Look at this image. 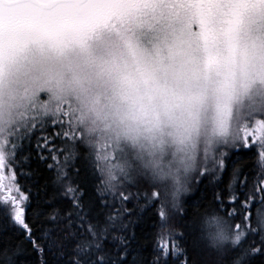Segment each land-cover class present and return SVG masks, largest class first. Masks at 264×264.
Returning a JSON list of instances; mask_svg holds the SVG:
<instances>
[{"label":"snow or ice","instance_id":"6c2138e0","mask_svg":"<svg viewBox=\"0 0 264 264\" xmlns=\"http://www.w3.org/2000/svg\"><path fill=\"white\" fill-rule=\"evenodd\" d=\"M0 264H264V0H0Z\"/></svg>","mask_w":264,"mask_h":264},{"label":"trees","instance_id":"16d2710c","mask_svg":"<svg viewBox=\"0 0 264 264\" xmlns=\"http://www.w3.org/2000/svg\"><path fill=\"white\" fill-rule=\"evenodd\" d=\"M258 148L255 152H253L250 148H246L243 150L237 149L235 150V153L233 155V158L241 157V164L247 171L250 168L258 167L257 159H258ZM102 163V161H101ZM190 192L186 194H182L179 203L183 206H187L192 202V196L197 195L195 185H191ZM137 233L140 234V229L137 227L136 229Z\"/></svg>","mask_w":264,"mask_h":264},{"label":"clouds","instance_id":"9594fccd","mask_svg":"<svg viewBox=\"0 0 264 264\" xmlns=\"http://www.w3.org/2000/svg\"><path fill=\"white\" fill-rule=\"evenodd\" d=\"M170 42H171V38H169V40H168V43H170ZM160 47L162 49H165V51H166L165 41L163 40V38L160 41ZM70 95H71L70 93H65L63 99L66 101L67 99H69Z\"/></svg>","mask_w":264,"mask_h":264},{"label":"rangeland","instance_id":"374dc122","mask_svg":"<svg viewBox=\"0 0 264 264\" xmlns=\"http://www.w3.org/2000/svg\"><path fill=\"white\" fill-rule=\"evenodd\" d=\"M44 99H47L46 97H44ZM258 135V134H257ZM255 143V142H253ZM5 183H7V177L5 178ZM190 188H191V185H190Z\"/></svg>","mask_w":264,"mask_h":264}]
</instances>
